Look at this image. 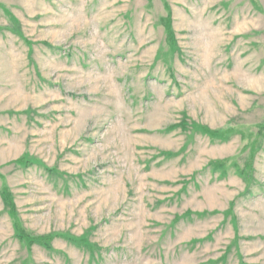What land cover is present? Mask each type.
<instances>
[{
    "label": "rangeland",
    "instance_id": "374dc122",
    "mask_svg": "<svg viewBox=\"0 0 264 264\" xmlns=\"http://www.w3.org/2000/svg\"><path fill=\"white\" fill-rule=\"evenodd\" d=\"M0 264H264V0H0Z\"/></svg>",
    "mask_w": 264,
    "mask_h": 264
},
{
    "label": "trees",
    "instance_id": "16d2710c",
    "mask_svg": "<svg viewBox=\"0 0 264 264\" xmlns=\"http://www.w3.org/2000/svg\"><path fill=\"white\" fill-rule=\"evenodd\" d=\"M201 128H203V127H201ZM209 133H211V134H216V132H214V131H209ZM21 160V159H20ZM19 160V161H20ZM23 236H24V234H23ZM31 242H33L32 240H30Z\"/></svg>",
    "mask_w": 264,
    "mask_h": 264
}]
</instances>
